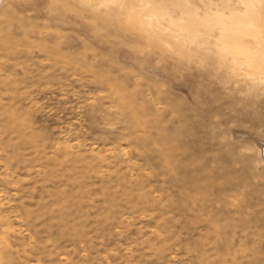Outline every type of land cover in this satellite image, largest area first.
I'll return each mask as SVG.
<instances>
[{"label": "rangeland", "instance_id": "rangeland-1", "mask_svg": "<svg viewBox=\"0 0 264 264\" xmlns=\"http://www.w3.org/2000/svg\"><path fill=\"white\" fill-rule=\"evenodd\" d=\"M257 141L264 0H0V264H264Z\"/></svg>", "mask_w": 264, "mask_h": 264}, {"label": "clouds", "instance_id": "clouds-1", "mask_svg": "<svg viewBox=\"0 0 264 264\" xmlns=\"http://www.w3.org/2000/svg\"><path fill=\"white\" fill-rule=\"evenodd\" d=\"M226 19L228 18L224 17L222 14H218L215 17V26L219 27L222 33L221 39L218 41V46L220 47L221 51H227V45L224 43V40H223V33L226 32L231 27V25L225 23ZM244 27L247 29L253 28L251 24H247Z\"/></svg>", "mask_w": 264, "mask_h": 264}, {"label": "snow or ice", "instance_id": "snow-or-ice-1", "mask_svg": "<svg viewBox=\"0 0 264 264\" xmlns=\"http://www.w3.org/2000/svg\"><path fill=\"white\" fill-rule=\"evenodd\" d=\"M257 144H258V147L261 149L262 154H264V143L257 141Z\"/></svg>", "mask_w": 264, "mask_h": 264}, {"label": "bare ground", "instance_id": "bare-ground-1", "mask_svg": "<svg viewBox=\"0 0 264 264\" xmlns=\"http://www.w3.org/2000/svg\"><path fill=\"white\" fill-rule=\"evenodd\" d=\"M262 160L264 161V154H262V151L260 152Z\"/></svg>", "mask_w": 264, "mask_h": 264}]
</instances>
